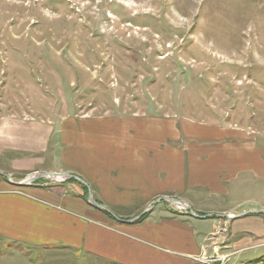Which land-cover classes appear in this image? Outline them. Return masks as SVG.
I'll return each instance as SVG.
<instances>
[{
    "label": "rangeland",
    "instance_id": "374dc122",
    "mask_svg": "<svg viewBox=\"0 0 264 264\" xmlns=\"http://www.w3.org/2000/svg\"><path fill=\"white\" fill-rule=\"evenodd\" d=\"M8 114L19 119V129L29 127L25 120L83 134L88 129L90 135L97 126L109 130L116 146L146 137L147 145L185 152L252 144L262 150L264 0H0V117ZM83 134L77 146L98 147L96 137L89 138L91 145ZM57 140L52 147L63 139ZM55 163L66 161L61 156ZM33 184L81 203L89 220L95 209L88 203L91 190L106 205L78 175L42 177ZM224 186L222 193L196 185L147 203L106 205L112 212L99 218L139 219L160 198L195 195L205 211L193 210L225 225L212 236L218 248L206 264H264V230L256 225L264 223V177L248 170ZM157 204L190 213L166 200ZM243 210L251 211L248 217H228ZM237 223L246 227L237 229ZM16 251L21 250L1 245L0 264L21 261ZM31 256L39 264H93L89 254L75 249Z\"/></svg>",
    "mask_w": 264,
    "mask_h": 264
},
{
    "label": "crops",
    "instance_id": "0c3cea01",
    "mask_svg": "<svg viewBox=\"0 0 264 264\" xmlns=\"http://www.w3.org/2000/svg\"><path fill=\"white\" fill-rule=\"evenodd\" d=\"M17 120L12 114L0 117V174L5 177L0 179V246L21 250L16 252L23 259L16 264H39L31 253L49 249L84 251L93 264H206L218 248L212 236L225 230L223 221L201 217L205 210L195 195L182 197V201L200 216L157 204L140 222L117 219L114 223L100 219L106 211L91 205L95 209L86 216L89 220L83 215L82 204L68 196L40 185L12 182L36 172L66 171L84 177L108 206L147 203L164 192L196 185L208 193H222L225 182L248 170L255 172L256 179L264 177V160L259 155L264 149L253 144L205 146L200 151L192 147L185 152L178 147L163 149L157 142L147 145L146 137L145 142L139 137L137 144L130 143L133 146H127L129 142L116 146L109 130L97 126V133L90 135L88 129L85 134L67 131L46 120H25L29 127L19 129ZM80 133L88 138L83 141L98 147L77 146ZM59 136L62 142L52 147V139L57 145ZM254 153L258 155L255 160ZM61 156L65 165L55 163ZM163 174L168 175L167 181ZM175 178L179 179L173 183ZM244 212L251 211L227 214ZM256 225L264 230L262 221ZM244 227V223L236 224L237 229ZM26 254L31 256L27 260Z\"/></svg>",
    "mask_w": 264,
    "mask_h": 264
},
{
    "label": "water",
    "instance_id": "95a60500",
    "mask_svg": "<svg viewBox=\"0 0 264 264\" xmlns=\"http://www.w3.org/2000/svg\"><path fill=\"white\" fill-rule=\"evenodd\" d=\"M57 176H60L61 179L59 180H66V179H69V178H72V177H75L73 175H68V174H60V173H50V172H36L32 175H30L27 179L21 181V182H15V181H12L13 183L15 184H18V185H30V184H33V182L38 179V178H42V177H46V178H53L55 179V177ZM82 181V180H81ZM84 182V181H82ZM85 183V182H84ZM163 200H166V201H169L170 203H172L174 206L178 207V208H185L187 209L190 213H192L193 215H196V216H200L198 213H196L193 208L188 205L187 203H184L183 201H180L178 199H175V198H172V197H163V198H160L158 199L153 205L149 206L144 212L143 214L145 213H149L150 211H152V209L155 207V205ZM88 203L98 209H101V210H104L106 212H110V210L102 205V204H99L98 202H96L93 198V195L91 193V191L89 192V196H88ZM180 204H183V205H180ZM251 212H244L240 215H231V216H228L229 218H238V217H241V216H244V215H248L250 214ZM138 219L137 218H134V219H131V222L133 221H136Z\"/></svg>",
    "mask_w": 264,
    "mask_h": 264
},
{
    "label": "trees",
    "instance_id": "16d2710c",
    "mask_svg": "<svg viewBox=\"0 0 264 264\" xmlns=\"http://www.w3.org/2000/svg\"><path fill=\"white\" fill-rule=\"evenodd\" d=\"M148 214L149 213L143 214L136 222H140V221L144 220L148 216Z\"/></svg>",
    "mask_w": 264,
    "mask_h": 264
},
{
    "label": "bare ground",
    "instance_id": "6f19581e",
    "mask_svg": "<svg viewBox=\"0 0 264 264\" xmlns=\"http://www.w3.org/2000/svg\"><path fill=\"white\" fill-rule=\"evenodd\" d=\"M55 179L56 180H59V179H61V177L60 176H57V177H55ZM180 205H183V204H180Z\"/></svg>",
    "mask_w": 264,
    "mask_h": 264
}]
</instances>
